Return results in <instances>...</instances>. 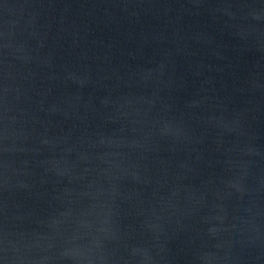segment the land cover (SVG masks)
<instances>
[{
	"label": "water",
	"instance_id": "95a60500",
	"mask_svg": "<svg viewBox=\"0 0 264 264\" xmlns=\"http://www.w3.org/2000/svg\"><path fill=\"white\" fill-rule=\"evenodd\" d=\"M0 264H264V0H0Z\"/></svg>",
	"mask_w": 264,
	"mask_h": 264
}]
</instances>
